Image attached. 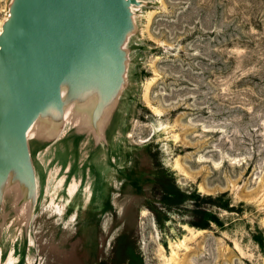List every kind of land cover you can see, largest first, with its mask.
Masks as SVG:
<instances>
[{
  "label": "rangeland",
  "instance_id": "rangeland-1",
  "mask_svg": "<svg viewBox=\"0 0 264 264\" xmlns=\"http://www.w3.org/2000/svg\"><path fill=\"white\" fill-rule=\"evenodd\" d=\"M141 1L102 135L28 132L36 204L6 191L0 264H264V0Z\"/></svg>",
  "mask_w": 264,
  "mask_h": 264
},
{
  "label": "water",
  "instance_id": "water-1",
  "mask_svg": "<svg viewBox=\"0 0 264 264\" xmlns=\"http://www.w3.org/2000/svg\"><path fill=\"white\" fill-rule=\"evenodd\" d=\"M141 0H10L0 29V215L6 191L33 210L37 179L28 132L85 115L94 135L126 82L133 6Z\"/></svg>",
  "mask_w": 264,
  "mask_h": 264
},
{
  "label": "bare ground",
  "instance_id": "bare-ground-1",
  "mask_svg": "<svg viewBox=\"0 0 264 264\" xmlns=\"http://www.w3.org/2000/svg\"><path fill=\"white\" fill-rule=\"evenodd\" d=\"M69 114V110L66 112V119H67V116ZM79 120V119H78ZM68 122V121H67ZM87 125V124H86ZM76 126V125H75ZM78 126V125H77ZM79 127V126H78ZM34 128V127H33ZM69 130V129H68ZM79 131V130H78ZM64 132V131H63ZM67 132V131H66ZM90 134V133H89ZM67 135V134H66ZM61 137V136H60ZM68 137V136H67ZM68 173V171H67ZM50 184V183H49ZM58 185H62V181L59 180L58 182ZM76 195V186H71L69 189H68V196L69 197H74ZM101 197L103 198V196L101 195ZM100 197V198H101ZM86 199V198H85ZM89 199V198H88ZM66 205L69 206V202H68V199H66ZM87 200V199H86ZM36 204V203H35ZM48 209V208H47ZM54 211H56L57 213L61 212V207H59L58 205L57 206H54ZM49 212V211H48ZM54 217V215H53ZM27 218V217H26ZM31 226V225H30ZM29 232V231H28ZM202 232V231H201ZM29 234V233H28ZM13 263V260H11L10 258L5 262V264H12Z\"/></svg>",
  "mask_w": 264,
  "mask_h": 264
},
{
  "label": "trees",
  "instance_id": "trees-1",
  "mask_svg": "<svg viewBox=\"0 0 264 264\" xmlns=\"http://www.w3.org/2000/svg\"><path fill=\"white\" fill-rule=\"evenodd\" d=\"M208 200L210 202H212V204L216 205L215 202H214V200L212 201V198H208ZM208 215H209L208 222H213V223H215L217 225H220L221 224L220 221H219V219H218V217H217V215H215L214 213H210ZM194 225L200 226V227H206V225H203L201 223H194Z\"/></svg>",
  "mask_w": 264,
  "mask_h": 264
}]
</instances>
